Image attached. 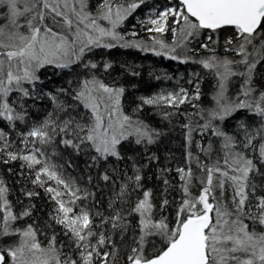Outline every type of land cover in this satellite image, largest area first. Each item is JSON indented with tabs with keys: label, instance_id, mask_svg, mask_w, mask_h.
<instances>
[{
	"label": "snow or ice",
	"instance_id": "1",
	"mask_svg": "<svg viewBox=\"0 0 264 264\" xmlns=\"http://www.w3.org/2000/svg\"><path fill=\"white\" fill-rule=\"evenodd\" d=\"M0 264H264V0H0Z\"/></svg>",
	"mask_w": 264,
	"mask_h": 264
}]
</instances>
